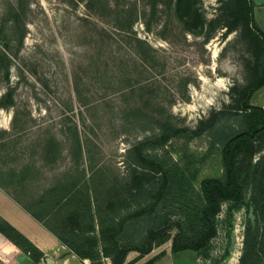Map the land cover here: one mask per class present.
<instances>
[{
  "label": "rangeland",
  "instance_id": "1",
  "mask_svg": "<svg viewBox=\"0 0 264 264\" xmlns=\"http://www.w3.org/2000/svg\"><path fill=\"white\" fill-rule=\"evenodd\" d=\"M20 1L23 25L14 26ZM1 51L0 252L15 235L9 226L20 232L9 222L17 209L43 218L32 216L46 230L99 238L96 209L107 214L123 200V216L159 190L160 173L138 150L155 133L173 134L156 154L199 190L222 171L207 128L264 74L262 43L241 0H0ZM250 103L264 108V86ZM263 152L264 134L238 151L236 178L247 192ZM66 194L89 200L92 222L60 201ZM226 208L215 218L209 259L174 254L168 240L132 264H238L247 211L233 210L227 241ZM72 263L90 260L74 255ZM94 264L115 261L101 255Z\"/></svg>",
  "mask_w": 264,
  "mask_h": 264
},
{
  "label": "trees",
  "instance_id": "2",
  "mask_svg": "<svg viewBox=\"0 0 264 264\" xmlns=\"http://www.w3.org/2000/svg\"><path fill=\"white\" fill-rule=\"evenodd\" d=\"M241 3L250 26L260 37L264 54V32L254 24L252 2L241 0ZM22 4L24 3L18 2V8L12 10L11 21L14 26L23 25L25 12ZM0 57L6 60L2 51ZM262 86L264 74L241 92L239 104L235 109L222 111L207 128L211 140L221 148L222 171L218 177L201 180L199 190L193 187L190 179L175 162L167 161L163 155L156 154L157 150L164 149L173 134L155 133L139 142L138 150L140 159L150 165V169L160 173L159 190L150 193L140 206L129 210L130 213L123 216L118 213V207L125 206L123 200L116 210L107 214L96 209L99 238L91 230L83 237L74 231L59 232L52 228H48V231L72 254L80 259H89L90 264H94L101 255L113 257L115 264H132L154 246H160L168 240H171V251L174 254L189 249L202 258L209 259L210 241L218 234L215 218L221 211L222 204L227 203V241L232 231L233 210L243 205L248 212V208L252 206L254 227L246 216L238 264H264V152L254 164L248 192L236 178L239 149L264 134V109L250 103L252 94ZM60 201L65 204L69 202L76 210H82L92 222L93 212L89 200L81 205L75 201L74 195L66 194L60 197ZM182 202L191 204L189 208L183 209L179 205L183 204ZM128 208L130 209V206L126 207ZM51 212L52 210L47 215ZM30 214L40 222L43 220L31 212ZM9 227L15 235L5 242V250L0 252V264H19L15 259L20 253L25 254L33 264L39 263L44 257L43 252L27 237L12 226ZM172 228L175 229L173 234L170 232ZM79 241L82 243L77 244ZM99 242L102 245L101 252L98 250ZM145 242H148L146 250L138 251L132 258L125 260L127 251L136 250L137 245Z\"/></svg>",
  "mask_w": 264,
  "mask_h": 264
},
{
  "label": "crops",
  "instance_id": "3",
  "mask_svg": "<svg viewBox=\"0 0 264 264\" xmlns=\"http://www.w3.org/2000/svg\"><path fill=\"white\" fill-rule=\"evenodd\" d=\"M250 1L252 2L254 24L264 32V0ZM259 106L263 108L262 105ZM9 222L33 242L43 252L45 257L52 259L50 264H73L74 254L27 212L17 209L16 214L10 217ZM58 255L61 257L60 260L56 259ZM25 259L27 261L30 260L21 253L15 260L19 264H22V262H25L24 264H33L31 260L27 263Z\"/></svg>",
  "mask_w": 264,
  "mask_h": 264
},
{
  "label": "water",
  "instance_id": "4",
  "mask_svg": "<svg viewBox=\"0 0 264 264\" xmlns=\"http://www.w3.org/2000/svg\"><path fill=\"white\" fill-rule=\"evenodd\" d=\"M247 217H248V219H249V221H250L252 227H254V219H255V216H254V214H253V208H252V206H250V207L248 208ZM43 259H44L45 262H47V263H51V262H52V260H51L49 257H44ZM43 259H41V260H43Z\"/></svg>",
  "mask_w": 264,
  "mask_h": 264
}]
</instances>
